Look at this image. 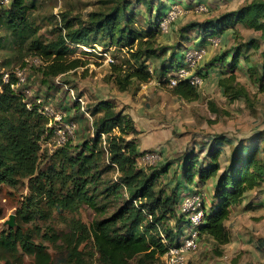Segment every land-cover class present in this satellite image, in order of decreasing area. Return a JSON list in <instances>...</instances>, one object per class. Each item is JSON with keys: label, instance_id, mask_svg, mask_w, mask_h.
Returning a JSON list of instances; mask_svg holds the SVG:
<instances>
[{"label": "trees", "instance_id": "obj_1", "mask_svg": "<svg viewBox=\"0 0 264 264\" xmlns=\"http://www.w3.org/2000/svg\"><path fill=\"white\" fill-rule=\"evenodd\" d=\"M140 1L146 3L151 13V1L104 0L110 6L89 12L86 18L62 14L63 24L59 30L65 31L62 36L59 35V41L44 43L37 38L32 39V50L42 61L39 66L43 77L41 82L47 85L51 78L85 65L80 58H68L67 46L74 49L80 48V44L93 46L97 43L104 45V51L110 46L127 49L129 58L126 62L110 63V75L120 91L127 90L133 80L148 82L153 74L148 58H159L165 52L163 48L159 50L155 43L162 34L159 22L166 12L159 0L154 7V16L150 14L149 21L139 28L134 6ZM27 8L26 0H10L9 7L0 16L7 20L13 31L34 33L35 27L25 21ZM238 23L260 31L264 60V0H251L216 18L191 23L182 28L181 39L190 38L188 30L194 29L200 38L197 43H203ZM244 45L245 48H259L253 39ZM177 54H171L168 62L165 59L160 62L157 71L161 83L165 81L168 67L174 63L175 69L180 66L182 53ZM240 57L247 65L249 76L254 77L257 66L249 65V56L241 52L239 46L209 62L211 69L221 67L219 71L224 76L219 77L218 85L223 95L232 101L249 100L248 91L237 81L234 73V69L240 66ZM131 60L134 63L127 64ZM126 65H129L127 69ZM261 69L263 74L260 79L264 77V63ZM195 73L203 79L207 71ZM15 81L12 71L7 82L2 80L0 73V183L14 185L17 179L29 178L33 192L41 197L46 195L48 207L74 212L86 205L95 213V218L88 225L72 218L68 232L50 233L49 239L54 243L60 240L68 251L67 263L64 264L83 263V251L79 250V245L86 239L92 240L99 264H151L159 260L182 234L185 217L177 210L182 178L197 189L208 181L213 186L214 190L208 198L209 206H206L203 197V216L198 231L199 237L212 241L211 251L217 256L223 254V246L231 241L226 225L231 208L244 199L248 206L253 199L264 196V132L258 131L248 138L230 137L224 133L209 134L197 150V143H193L183 156L176 185L166 191L159 186V179L169 171L171 162L149 169L137 166L136 158L141 152L137 150L133 138H126L128 134L137 132L133 120L124 109H116L106 99L86 106V112L93 116L91 127L94 135L91 138L88 135L75 144L67 140L59 148L60 169L55 172L56 178L45 174L47 180L41 184L42 177L39 173L35 175L39 140L50 128L46 126V118L36 109L39 103L32 102L31 107H27L24 95L14 90L12 85ZM172 89L175 95L187 101L198 98L196 87L186 79L179 80ZM73 105L79 110L78 100H74ZM75 118L73 116L71 120ZM102 135H105L104 139ZM103 140L107 144L105 150L98 146ZM227 148L229 153L226 156L224 151ZM109 169L117 172L114 180L105 175ZM56 179L60 187L54 193ZM32 199L27 197V208L34 203ZM112 201L120 203L106 215ZM35 208L32 210L36 211ZM39 213L45 216L42 211ZM25 216L21 214L23 219L29 217ZM23 254L32 256L35 264H56L45 246L36 243L32 234L20 226L13 227L12 224L7 230L0 231L1 264H20Z\"/></svg>", "mask_w": 264, "mask_h": 264}, {"label": "rangeland", "instance_id": "obj_2", "mask_svg": "<svg viewBox=\"0 0 264 264\" xmlns=\"http://www.w3.org/2000/svg\"><path fill=\"white\" fill-rule=\"evenodd\" d=\"M130 1L134 2V0ZM147 1H151V13L148 12L145 2L134 3V12L139 28L149 21L151 15L154 16V7L159 4V0ZM160 1L161 6L165 7V12L174 6V3L177 5L173 18L167 23L166 29L162 31L155 43L159 50L163 48L165 52L163 51V55L159 58H148L149 69L153 71L148 82L139 83L133 80L125 91H120L116 87L110 75V63H107L104 57L98 54L103 52L104 48V45H100V43L94 47L96 52L91 51V46L85 44L84 49L83 47L72 49L66 45L68 58H80L85 62V65L51 78L47 85L41 82L43 77L39 71V66L42 61L35 55L31 47L33 38L44 43L59 41V35L62 36L65 31L64 29L62 32L59 30L63 24L62 14L86 18L89 12L104 10L110 6V3H104V0H26L28 8L25 21L30 22L33 28L35 27L34 33L13 31L7 20L0 16V73L26 67L25 82L23 88L21 87L22 90H28L23 93L25 100L28 103H37V99H39L40 103L37 108L46 106L51 109L47 115L48 118L43 115L47 121L46 126H49L50 130L45 131L39 140L40 148L35 175L39 173V176L42 177L41 184L47 180L45 174L54 177L55 172L60 169L59 148L64 143H58L59 135L56 130L59 125L62 126L60 127L62 129L65 122L57 120L54 114L61 113L64 121L71 120V117L76 116L72 120L75 122V130L65 136V142L70 140L72 144H75L88 135L90 138L94 135L91 127L93 116L86 112V106L94 104L100 99L110 101L116 109H124L133 118V124L140 130V137L137 136V133L126 136V138H133L136 141V146L139 145L141 148L139 151L141 154L139 153L137 156L139 158H136L137 166L149 169L171 162L169 171L162 174L159 179V186L166 191H170L176 185L177 175L180 173L179 167L184 159L183 156L193 143H197L195 148L197 150L209 134L224 133L230 137L248 138L258 131L264 132V77L260 79L263 74L261 65L264 60L260 31L246 28L238 23L234 27H228L225 35L210 37L204 41L205 43H195L200 38L196 36L194 29L188 30L190 38L181 39V30L185 26L216 18L221 13L233 11L251 0ZM9 2L10 0L6 4L0 5L1 14L4 9L9 7ZM198 4L205 5V9L200 12L196 11L195 5ZM214 38L218 40V45L211 43ZM250 39L259 44L258 49L245 48V42ZM187 45L203 50L202 58L197 62L194 70L204 73L208 69L206 76H203L202 84L196 88L198 98L191 101L180 98L173 93L172 88L161 83L159 81L161 76L157 71L160 69L159 65L163 59L170 61L171 54H177V52V55H181ZM236 46H239L241 52L249 56V65L257 66L255 79L249 76L246 71L247 65L241 57L239 59L240 66L234 69L237 81L248 91V101H232L225 97L218 85L219 77L224 76L219 71L221 67L215 65L217 69L209 70V62L213 58L229 53ZM126 50L125 48L117 49L115 46H110L107 52L115 63H120L126 62L125 60L129 58ZM133 63L134 61L131 60L127 64ZM175 64L168 67L167 75L174 73ZM128 66L126 65L125 68L127 69ZM261 87L263 88L261 89ZM79 95H81L80 98L83 102L78 100L77 96ZM74 100H78L79 110L74 109ZM64 107L67 109L65 110ZM102 138L104 139L105 135H102ZM98 146L105 150L107 144L103 140ZM152 151L158 154L156 162L147 161V159L141 160L142 155ZM224 153L227 156L229 149L227 148ZM203 155L204 152L200 156L203 157ZM105 175L114 180L117 172L114 169H109ZM31 184L29 178L17 179L14 185L0 183V231L8 229V222L11 219L13 227L20 226L24 231L32 234L36 243H42L56 264L67 263V249L60 240L55 243L52 242V239H49L50 233L68 232L72 218H78L88 225L95 218V213L92 208L86 205L80 206L74 212L58 207H48L46 195L42 197L36 195L30 187ZM53 187L54 190L52 191L57 193L58 187H60L57 179ZM178 190L180 200L177 204V210L180 212L179 206L182 196H187L190 193L197 194L201 201L204 197L206 206H209L208 198L214 189L210 181L200 185L197 189L194 184L182 178V184ZM195 190H199V192ZM27 197H32L34 201L29 208L25 203ZM119 203L120 201L118 203L112 201L107 207L106 215L112 212ZM33 208L36 211H33ZM41 211L45 216H40L39 212ZM21 214L29 217L23 219ZM231 216L236 218L229 221L230 224L226 221V225L229 231L234 233V236H236L235 233L245 236L244 238L240 237L239 241L249 244L251 238L254 242H258L255 245L254 243L250 245L251 247L248 246L247 249H239L241 252L231 257L232 263L230 264H264V253L256 247L261 246V242L264 240V206L245 211L240 210ZM186 221L181 227L183 233L187 231L188 223ZM235 222L237 223L235 224ZM212 247L211 240L206 237H199L198 248L192 254V263L227 264L229 255H231L230 249L224 248L223 254L217 256L212 253ZM79 250L83 251L82 264H99L98 253L91 239L83 241L79 245ZM255 251H259V256ZM20 264L35 263L32 256L23 254Z\"/></svg>", "mask_w": 264, "mask_h": 264}, {"label": "built area", "instance_id": "obj_3", "mask_svg": "<svg viewBox=\"0 0 264 264\" xmlns=\"http://www.w3.org/2000/svg\"><path fill=\"white\" fill-rule=\"evenodd\" d=\"M7 2L8 0H0V5H2L3 3L6 4ZM195 6V10L198 12L205 9V5L203 4H198ZM175 10H177V5H175L174 3V6H171V8L167 10L165 15L162 17L161 21L159 22V27L162 31L166 29L167 23L170 22V19L173 18ZM211 43L214 45H218L219 42L214 38L211 40ZM80 46L83 47V49L85 48L83 44H80ZM96 46V44H94V46H91V51L96 52L94 48ZM202 51L203 50L198 47L186 48L182 52V64L177 69H175L174 73H170L164 78V84L167 87L172 88L177 84L179 80L186 79L191 85L195 86L196 88L200 86L203 82V79L201 78V76L195 73L194 68L196 67L197 62L202 58ZM98 54L103 56L107 63L114 62V59L111 58L110 54L107 51L103 50V52H99ZM25 68L26 67H21L20 69L17 68L15 71H12L16 77V81L12 85V87L15 91H19L22 94L25 93L24 91H28L24 89L22 90L25 82ZM9 73V71L1 72L2 80L4 82L8 81ZM73 98L76 99L74 96ZM78 100L83 102L80 97H78ZM37 103H40L39 99H37ZM30 105L31 103H26L27 107H30ZM36 109L42 116L44 115L47 118L49 111H51V109L46 106H42L41 108ZM54 115V117L57 120H60V122H65L62 129H60V127L62 126L59 125L58 129L56 130L57 134L59 135L58 143H65L66 134H71L75 130V122L72 120L64 121L61 113H55ZM154 151L142 155L141 160L147 159V161L155 162L158 158V154ZM201 205V198L197 194L190 193L182 198L179 210L180 213L184 214L185 220H187V231L180 235L179 240L175 244L168 247L167 251L162 256H160L159 260L154 261L151 264H193L191 258L193 257L192 254L196 252L198 248V225L200 224L201 218L203 216Z\"/></svg>", "mask_w": 264, "mask_h": 264}, {"label": "crops", "instance_id": "obj_4", "mask_svg": "<svg viewBox=\"0 0 264 264\" xmlns=\"http://www.w3.org/2000/svg\"><path fill=\"white\" fill-rule=\"evenodd\" d=\"M227 33V28H226V30L221 34L222 36L223 35H225ZM195 43H197V42H195ZM205 43V42H204ZM188 47H191V46H185V48H188ZM211 68H209V70H210ZM208 70V69H207ZM207 70H205V71H207ZM213 70H215V69H213ZM221 88V87H220ZM225 96V95H224ZM126 112V111H125ZM130 115V114H129ZM132 120H133V118H132ZM134 127H135V129L137 130V136H139V134H141V132H140V130H138L137 129V127H136V125H134ZM140 137V136H139ZM137 149H138V151H140L141 150V148L139 147V145L137 146ZM192 188V187H191ZM192 190V189H191ZM190 192V191H189ZM188 192V193H189ZM184 196H182V198H183ZM179 200H180V197H179ZM247 204V200L246 199H244L241 203H239V204H237V205H235V206H233L232 208H231V213H230V216H229V219H227V222H229V221H231L232 219L234 220L236 217H234V216H231L232 214L234 215V214H236V213H238V211H240V210H243V211H245V210H249V209H256L258 206H264V196H260L258 199H256V200H252L251 201V205H246ZM232 220V221H233ZM238 220V219H237ZM237 222H235V224H236ZM229 224H230V222H229ZM228 224V225H229ZM183 233V232H182ZM231 233V232H230ZM235 235L236 236H234V233H231V241L229 242V243H227L226 245H224L223 246V249L224 248H226V249H230V254L231 255H229V260L227 261V264H230V263H232L230 260H232V256H234V255H236V254H239L241 251L239 250V249H247V247L249 246V247H251L250 245H253V243H254V245H255V243H257L258 241H255L254 242V240H252L251 238L249 239L250 240V243L248 244V243H246V242H241V241H239V239H241L240 237H245L244 235L243 236H241V234L240 233H235ZM248 240V241H249ZM260 243V242H259ZM262 253H264V243L263 242H261V246H256ZM255 253L257 254V256H259V251H255Z\"/></svg>", "mask_w": 264, "mask_h": 264}, {"label": "water", "instance_id": "obj_5", "mask_svg": "<svg viewBox=\"0 0 264 264\" xmlns=\"http://www.w3.org/2000/svg\"><path fill=\"white\" fill-rule=\"evenodd\" d=\"M9 226H11L13 224V221L10 219V221L8 222Z\"/></svg>", "mask_w": 264, "mask_h": 264}]
</instances>
